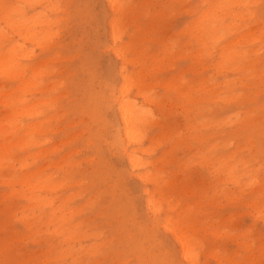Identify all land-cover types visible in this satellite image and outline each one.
<instances>
[{
  "label": "rangeland",
  "instance_id": "1",
  "mask_svg": "<svg viewBox=\"0 0 264 264\" xmlns=\"http://www.w3.org/2000/svg\"><path fill=\"white\" fill-rule=\"evenodd\" d=\"M52 1L53 0H51V2ZM151 2L152 0H148V4ZM161 2L166 4L165 0H161ZM187 2H190V6H194L199 3V0H183L184 4H187ZM12 3V0H8L6 6H11ZM53 3H56L55 9L47 11L46 14L48 18L50 17V19L52 18L51 20L54 21L49 25L52 34L49 39H44L42 43V45L45 44L47 47L41 49L36 45H31V43L26 42L24 46L26 50L32 51V60L26 58L20 60L21 63L26 66H30L35 60L49 61L47 62L46 70H51V72L50 75H47L43 84L44 94H37L35 98L27 96V103L18 102L25 92L21 89V91H18L16 89L17 85L13 87L18 82L6 79L2 67L0 66V126H7L9 124V116L15 113V111H18V118L23 123L51 120L54 130H56H50V133L48 132L49 140L41 144L42 148L41 146L35 145V147H30L25 151L19 152L20 155L13 157L11 161H13L15 169L0 167V264H36L37 256H40L41 259L44 258V254L41 252L42 249L45 248V241L43 240L45 236L43 234L44 227L38 230L39 233L28 234L26 232L20 213L23 207L19 208V210L13 204V202L16 201L17 203L25 204V200L10 197L12 186L8 185L7 181L22 173L19 162L26 161V156L33 152H41L46 156L47 153H44V151L60 145L65 142V140L66 143L61 145V148H57V151L48 157L40 158L37 164L32 165V160L30 159V162L28 160V169H34L38 167V164L43 165L46 160L50 161L51 159L52 163L58 164L60 162H65L66 158H68V162L72 167L70 165H67V167L64 166L65 168L61 167L58 172L55 168L50 166L47 174L53 173L52 176L56 179V182H59L62 177L64 179L62 188L58 192H55V195L54 193L52 194L56 197V203H58L62 197H65V195H74L70 198V200H73L69 202L71 208L78 209L80 206L87 205L81 210L83 212L80 211L78 212L79 214L76 213L73 220L77 222L83 218V223L85 221L87 222L82 224L81 230L86 229L88 232H94L99 235L96 236V239L90 238L88 241L84 242L89 243L94 240L102 244L99 251L96 252L95 256L92 258L90 264H185L179 256L178 246L171 233L163 228L161 219L164 216V212L162 211L157 218H153L154 216L151 212L146 211L144 206L145 195L142 189L144 186L146 188H151V186L141 182L137 177H134L129 171L121 152L116 149V147L111 146L112 137L115 133L117 134L119 127L116 106L111 92L119 84L120 77L118 74V67L120 61L114 57L110 47H108L110 46V40L108 39V22L110 20L109 18L112 17V13L108 7L107 1L54 0ZM184 4L179 5L177 9H174L175 11H172L171 14L165 17L166 21L171 22L172 26L170 31H165L163 25H159L157 28L159 34L160 31L163 32H161V36H165L164 39L177 37L175 51L176 55L178 54L179 56L177 57L175 55L174 57L177 58L173 57L171 60L174 64L172 63L164 67L163 70L158 73V77H161V79L172 80V77L182 70H184V72H182L183 79H191V76H193L192 68H189L191 66L190 55L189 57L188 55L181 56L183 50L178 48L177 45V41H180L182 45H185L186 41H188V38L185 36H180L178 39V34L184 24L194 17V15L184 12ZM43 6L44 5L25 7V10L27 15H31L35 12L43 11ZM158 7V4L147 6L150 13H153ZM255 8L257 17L262 26L256 29L257 33H259L264 30V0H259ZM148 18H140L141 28H145L144 31H146L148 27L146 24V22L150 20ZM5 26V22L0 21V33L2 31L5 32V36L0 37V57H5L10 54L9 46L12 43L22 42L21 39H18L19 37L16 34L12 33ZM247 30L246 28H242L236 32L226 34L221 40L213 43L210 49L216 54L221 44L223 45L225 42H229L230 39L233 40L241 33L244 34L248 32ZM146 34H148V31ZM123 39L125 40L126 37ZM142 43L146 46L150 54L156 55L159 60L161 59L160 45L157 42L153 43L148 39H143ZM255 44L264 50V40L256 41ZM184 47H191L192 50H195L197 46L195 43H192L191 46L188 45ZM248 47L249 45H237L238 49H248ZM21 52L23 51H19V54ZM203 56H205L204 59L207 64H209L210 58L205 54ZM214 57L215 56H213V58ZM208 67V69L203 70L204 65H198L197 72L199 71V75L208 74L207 76L210 77V81L216 82V85L214 83L216 88L223 92L221 95H224L226 90H223L221 87V83L224 80H231L236 86H239L241 77L247 75L246 78L241 79L242 82L247 79L249 81L253 79L252 73L248 74L245 72V76L242 73L236 72L222 74L216 73L212 67ZM126 69L128 72L139 70L136 66H127ZM148 69L150 71L152 70L151 67H148ZM145 73H147L146 70ZM236 79L238 80L234 81ZM155 84V87L150 92L153 97L157 98V101H161L159 104L160 106L150 105L149 107L150 111L153 113L151 114L154 115L153 117L150 114V120L154 119V121L150 122L152 124L149 123L147 127V137L144 140V148L149 151L147 154H144V160L156 163L157 170L166 175H177V172H179V174L186 172L187 174L193 175V177L203 175L209 178L206 172L207 167L200 165L198 163L199 159L195 158L196 152L199 151L198 147L200 146H194L193 148H189V150L177 148L174 153H170L169 150L171 145L169 141L163 138L158 142L159 145L155 143V145L149 144L151 139L159 140V136L164 132V126L167 124L170 128L175 129V131L178 130L181 134H184L187 126L184 111L189 109V106H187L188 104H185L183 98L178 99L177 95L173 92H168L160 83L155 82ZM237 91L243 92V94L249 92L245 86L237 88ZM246 94L244 96H246ZM14 99H16V102L13 104ZM40 99H42L41 101L50 100L53 102L54 99H57L56 108H53V106L49 104L38 105V103L41 102L38 101ZM205 99H202L199 104V108L205 110L204 116H198L193 113L190 118L199 121L202 120L203 117L209 120L215 117L220 123L223 122L224 119L230 118L234 120L236 116L242 117L244 111L249 107L247 102L237 106L233 104H224L221 101L222 99L218 100L216 97H214V99L205 97ZM137 102L140 104V98H137ZM250 103L252 106L254 104H264V93L259 94L258 97ZM31 106H34V111L40 113L33 118L24 112L26 108ZM262 114H264V105ZM54 117H56V119L53 120ZM155 122L159 124H155ZM58 127L61 128L59 129ZM225 136L221 135L217 140L230 137ZM258 137L257 143L260 152L250 154L248 149H244L242 152H237L234 159L240 161V157L243 156V159L246 161L244 166L239 165V172L241 173L247 171L248 168L251 170V167L252 170L255 169V167L259 168L257 171L259 179L255 186L257 185L258 188L263 189L264 135ZM1 139V142L4 143L3 138ZM230 141H232V143H229L227 148L223 149V151L231 152V150H235L238 139L236 136H232ZM163 155L167 158L161 161V159L164 158ZM190 156L194 157H192L191 162L192 160H195V162H181V160H185ZM4 161L5 159L0 157V164ZM258 164L261 165L258 167ZM67 172L68 174L64 175V173ZM245 179L246 178H243L244 181ZM243 180L242 182H244ZM226 185H219L216 188L209 187V190L206 191L207 197H199V206H194V211L198 212L196 216L198 217L197 223L199 224L197 237L201 240L200 244L202 245H200L202 249L199 248L200 254L198 260L199 258L200 260L198 264H217L218 261H220V264H232L227 261V258L232 255L239 261L240 257L245 253L243 246L240 245V241L243 240L245 243L251 242L252 248L251 261L245 259L244 264H264V222L260 218L258 220V217H256L257 214H255L254 210H251L252 208L248 203L254 188H250L246 184H242L244 186L241 185V187H235L231 184ZM245 186L246 188H244ZM14 188L17 189L18 186L15 185ZM238 190L243 191V193ZM247 190L249 192H246ZM227 191L228 193H226ZM262 194H264V189L262 190ZM175 198L176 197L173 196V200ZM194 199L195 198L188 196L185 198V201L190 202ZM258 202L262 208V214H264L263 200H258ZM119 207L121 213L117 216L114 211ZM28 212L29 211L26 210L24 213L26 214ZM249 213L253 214V217ZM122 219L125 220L124 223L121 221ZM225 226L228 227L226 228ZM139 227H142V230H140ZM121 228H124L125 231L120 233L118 231H120ZM206 230L208 233H206ZM213 232H218V234L215 236ZM130 233L133 235H128ZM26 234H28V236ZM210 234H212V236ZM134 236L139 238L141 246L145 249L142 258L139 257L136 250L132 249L127 244L129 238ZM110 238L112 240H110ZM211 252L217 253V263L212 256H209ZM203 253L209 255L206 256ZM151 257H153V259H151ZM99 258H101V260Z\"/></svg>",
  "mask_w": 264,
  "mask_h": 264
},
{
  "label": "bare ground",
  "instance_id": "2",
  "mask_svg": "<svg viewBox=\"0 0 264 264\" xmlns=\"http://www.w3.org/2000/svg\"><path fill=\"white\" fill-rule=\"evenodd\" d=\"M7 1L8 0H0V21L5 22V27L16 34L19 37L18 39H21L22 42L9 44L10 46L8 45L10 54L5 57H0V66L2 67L6 79L18 82L13 87L17 85L16 89L18 91L23 90L25 92L18 102L27 103V96L35 98L37 94H44L43 84L47 75H50L51 70H46L47 62H49L48 60H35L30 66L23 65L20 61L21 59L26 58L32 60L33 56L32 51L26 50L24 44L28 42L41 49L47 47L45 44L42 45V43L44 39L50 38L52 30L49 25L54 21L51 20L52 18H48L46 14L47 11L55 9L56 3H53L54 0L52 2L51 0H12L13 3L11 6L7 7ZM106 1L112 13V17L109 18L110 20L108 22V39L110 40V46L108 47H110L114 57L120 61L118 67V74L120 77L119 84L111 92L116 106L119 127L117 134L115 133L112 137L111 146L116 147V149L121 152L131 174L137 177L141 182L151 186V188H146L144 186L142 189L145 195L144 206L146 211L151 212L154 216L153 218H157L162 211L164 212L161 223L163 228L171 233L177 244L180 258L185 264H198L200 260V258L198 260V257L200 254L199 248L201 240L197 237L199 224L197 223L198 217L196 216L198 212L194 211V206H199V197H205L209 187L216 188L219 185L226 184L241 187L242 184H246L248 187L254 188V190L252 189V196L248 203L252 208L251 210H254L255 214H257L256 217H258V220L260 218L264 222V214H262V208L258 204V200H263L264 204V194H262L264 188L261 186L263 188L261 189L258 188L257 185L255 186L259 179L257 174L259 168L255 167V169L252 170L251 167V170L248 168V170L246 169L247 171L241 173L239 172V165L244 166L246 161L243 159V156L240 157V161L234 159L236 153L242 152L244 149H248L250 154L260 152L257 138H259L258 136L260 135H264V114H262L264 104H254L252 106L250 103L253 102L259 94L264 93V50L255 44L256 41L264 40V30L259 33H257L256 30L257 27L261 26L255 8L259 0H199V3L194 6H190V2H187L188 5L184 4L183 0H165L166 4L162 3L161 0H152L149 4L148 0ZM152 4H158L159 7L153 13H150L147 6ZM181 4L185 6V8H183L184 12L194 15L192 19L184 24L178 34V39L180 36H185L188 38V41H186L185 45L177 41L178 48L183 50L181 56L188 55L189 57L190 55L191 57V66L189 68H192L193 76H191V79H183L182 72H184V70H182L172 77V80L161 79V77H158V73L163 70L164 67L172 63L174 64L171 60L176 55L175 48L177 37L164 39L165 36H161L162 31H160L159 34L157 28L159 25H163L165 31H170L172 26L171 22L166 21L165 17L171 14L172 11H175L174 9H177ZM41 5H44L42 7L44 8L43 11L27 15L25 7H36ZM142 17H149L148 19H150L146 22L148 26L146 31H144L145 28H141L140 18ZM242 28L248 29V32L244 34L241 33L233 40L230 39L231 42L229 41L225 42L223 45L221 44L216 54L210 49L213 43L221 40L226 34L236 32ZM147 31L148 34H146ZM3 36H5V32L2 31L0 37ZM124 37H126L125 40L123 39ZM143 39H148L153 43L157 42L160 45L162 55L160 60L156 55L150 54V52L147 51L146 46L142 43ZM192 43H195L197 46L195 50H192L191 47H184L188 45L191 46ZM241 44L242 46L249 45L248 49H238L237 45ZM19 51L23 52L19 54ZM204 54L210 58L209 64L205 61ZM176 56L179 57L178 54ZM213 56L216 58L214 57V59ZM198 65H204L203 70L208 69V66H210L216 73L222 74L236 72L242 73L245 76V72L248 74L252 73L253 79L251 81L247 79L242 82L241 79L246 78L247 75L241 77L239 80V86L241 88L245 86L249 92L247 94H243V92L240 91L238 92L237 88H240L239 86H236L231 80H224L221 83V87L223 90H226L225 94L221 95L223 92L216 88V82L210 81V77L207 76L208 74L199 75V71L197 72ZM127 66H136L139 70L128 72L126 69ZM148 67H151L152 70L150 71ZM145 70L147 73H145ZM237 80L238 79L234 81ZM155 82L160 83L168 92H173L178 96V99L183 98L185 104H188L187 106H189V109L184 111L187 123L185 128L186 132L184 134H181L178 130L175 131V129L170 128L167 124L164 126V132L160 136L158 135L159 140L151 139L149 144H158L160 139L163 138L169 141L171 145L169 150L170 153H174L177 148L189 150V148H193L194 146H200L198 147L199 151L196 152L195 158L199 159L198 163L200 165L207 167L206 172L210 179L203 175L193 177V175L187 174L186 172L181 174L177 172V175H166L157 170L156 163L144 160V154H147L149 151L144 148V140L147 137V127L150 122L154 121V119L150 120L153 113L150 111L149 107L150 105L160 106L159 104L161 101H157V98L153 97L150 92L155 87ZM245 94L246 96H244ZM205 97L213 99L216 97L218 100L222 99L221 101L227 105L233 104L238 106L239 104L247 102L249 107L244 111L242 117L236 116L234 120L229 118L219 123L218 119L215 117L210 118V120L207 118L204 119L203 117L202 120L195 121L190 118L193 113L198 116H204L205 110L199 108V104ZM137 98H140V104L137 102ZM41 100L42 99L38 101ZM15 102L16 99L13 100V104ZM41 104H49L52 105L53 108H56L57 99H54V102L49 100L38 103V105ZM34 106L24 110L31 118L40 114L33 110ZM18 115V111H15V113L8 118L9 124L5 127L0 126V157L5 159V161L0 164V167L3 168L9 167L15 169V165L13 161H11L13 157L20 155L19 152L25 151L30 147H35V145L41 146L42 143L49 140L48 132L50 133V130H54L51 120L23 123L19 120ZM152 116L154 117V115ZM56 117H54L53 120L56 119ZM155 124L159 123L155 122ZM221 135L230 137L217 140ZM232 136H236L238 139L235 150H231V152L223 151V149L227 148L229 143H232V141H230ZM1 138H3L4 143L1 142ZM65 143L66 140L60 145L44 151V153H47L46 156L41 152L29 154L26 156V161L19 162L22 173L7 181L8 185L12 186L10 197L25 200V204L17 203V201L13 202V204L17 209L23 207L20 213L26 232L28 234L36 233L44 227V230H42L45 235L43 238L45 241V248L41 251L44 254V258L41 259L40 256H37L36 264H90L92 258L102 245L100 242L97 243L94 240L93 242L84 243L90 238L96 239V236L99 235L94 232H88L85 228V230H81L82 224L87 222L85 221L83 223V218L77 222L73 220L76 213L80 212L83 207L87 205L80 206L78 209L71 208L69 202L73 200H70L72 195H65L58 203H56V197L52 195L53 193L55 195V192H58L62 188L64 179L62 177L60 178L61 180L59 179V182H56V179L52 176L53 173L47 174L48 168L51 166L59 172L61 167L63 168L64 166L67 167V165H70L68 158H66L65 162H60L58 164L52 163L51 159L50 161L46 160L43 165L38 164V167L28 169V160L29 162L30 159L32 160V165L37 164L40 158L50 156L57 151V148ZM192 157L193 156L187 157V159H183L181 162L186 161V163H188L190 161V163H193L195 160L191 162ZM166 158L167 157L164 156L161 161ZM260 165L261 164H258V167ZM67 174L68 172L64 173V175ZM243 178H246L245 181ZM242 180L244 182H242ZM15 185L18 186L17 189L14 188ZM244 188H246V186ZM248 190L246 192H249ZM241 192L243 193V191ZM226 193H228V191ZM173 196L176 197L174 200ZM188 196L195 199L187 202L185 198ZM26 210L29 211L28 213L30 215L24 213ZM114 212L118 216L121 213L120 207ZM250 215L253 217V214ZM121 221L123 223L125 222L123 219ZM139 229L142 230V227H139ZM124 231L125 229L121 228L118 232L121 233ZM206 233H208L207 230ZM213 233L215 236L218 234V232ZM28 234L26 235L28 236ZM128 235L133 234L130 233ZM210 235L212 236V234ZM110 240L112 239L110 238ZM127 244L132 249L136 250L139 257L142 258L145 249L141 246L138 237H130ZM240 245L243 246L245 250L240 260L237 261L238 259L236 260V257L231 254L232 256L228 257L227 261L232 264H244L245 259L251 261V242L245 243L243 240L240 241ZM210 254L211 255H206L205 253L204 255L212 256L215 260L218 259L216 252H211ZM99 259L101 260V258ZM151 259H153V257H151ZM217 264H220V261H218Z\"/></svg>",
  "mask_w": 264,
  "mask_h": 264
}]
</instances>
